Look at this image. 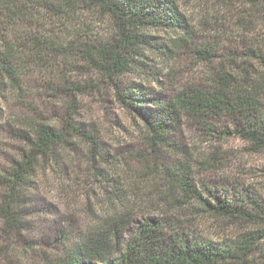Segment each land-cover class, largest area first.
<instances>
[{
    "label": "rangeland",
    "instance_id": "obj_1",
    "mask_svg": "<svg viewBox=\"0 0 264 264\" xmlns=\"http://www.w3.org/2000/svg\"><path fill=\"white\" fill-rule=\"evenodd\" d=\"M176 2L194 34L189 39L191 47L210 43L216 51L215 61L207 63L184 48L175 61L149 52L146 71L134 69L123 76L117 81L121 88L143 84L151 94L174 101L184 90L214 86L219 67L229 73L237 70L230 59L239 65H255L261 72L259 82H264V68L244 56L250 48L264 53V12L245 14L242 4L217 0ZM47 17H25L18 22L0 18L14 26L17 23L22 38L52 37L63 45L59 48L63 52V47L68 50L78 41V35L85 42L99 41L112 31L109 22L96 13H77L71 20ZM4 23H0V39L8 27ZM144 33L158 37L161 43L180 37L163 31ZM69 53L59 59L53 54L42 60L29 56L22 90H0V169H9L12 160L21 157L25 146L19 136L35 121L61 128L73 118L76 126L96 135L100 156L74 139L71 149L57 152L56 161L41 162L22 202L21 233L7 228L0 190V264H58L99 222L114 219L130 223L125 240L150 218L180 220L191 233L216 242L234 240L256 229L203 213L194 201L171 200L173 194L162 171L166 166L185 164L196 182L239 183L264 197V149L256 151L236 137L220 138L217 133L210 137L190 117L183 118L184 124L172 132L167 144L155 147L143 121L121 105L113 83L77 49ZM214 125L217 129L224 126Z\"/></svg>",
    "mask_w": 264,
    "mask_h": 264
},
{
    "label": "trees",
    "instance_id": "obj_2",
    "mask_svg": "<svg viewBox=\"0 0 264 264\" xmlns=\"http://www.w3.org/2000/svg\"><path fill=\"white\" fill-rule=\"evenodd\" d=\"M217 1L240 3L249 15L264 12V0ZM81 12L96 13L108 21L110 36L85 42L78 35V41L68 50L63 47V52L59 49L63 45L52 37L34 34L22 38L17 23L11 25L25 17L40 19L44 14L47 18L71 20L69 17ZM0 17L12 20L4 23L0 18V23L8 26L0 39V90H22L23 69L27 68L29 56L42 60L53 54L59 59L77 49L113 83L121 105L143 121L155 147L167 144L172 132L184 124L183 118L190 117L203 125L210 137L213 133L220 134V138L236 137L252 144L256 151L264 149V82H259L261 72L252 63L239 65L230 59L237 70L230 69L229 73L219 67L214 86L184 90L174 101L151 94L143 84L124 89L117 84L134 69L146 71L149 52L175 61L184 48L207 63L215 61L216 51L210 43L191 47L189 39L194 34L176 0H0ZM154 31L180 37L161 43L158 37L144 33ZM244 56L264 68L261 50L250 48ZM213 123L224 126L217 129ZM76 125L73 118L61 128L35 121L22 130L19 138L25 148L21 157L13 159L9 169H0L1 214L10 231L22 232V202L41 162L56 161L57 152L71 149L74 139H80L92 154L100 156L96 135ZM162 175L172 191L171 200L184 204L194 201L203 213L251 224L256 229L234 240L216 242L191 233L180 220L150 218L125 240L130 223L114 219L99 222L58 264H264V197L259 191L239 183L196 182L185 164L166 166Z\"/></svg>",
    "mask_w": 264,
    "mask_h": 264
}]
</instances>
